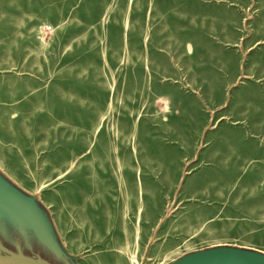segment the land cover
Masks as SVG:
<instances>
[{
    "label": "rangeland",
    "instance_id": "1",
    "mask_svg": "<svg viewBox=\"0 0 264 264\" xmlns=\"http://www.w3.org/2000/svg\"><path fill=\"white\" fill-rule=\"evenodd\" d=\"M0 174L63 255L0 253L264 257V0H0Z\"/></svg>",
    "mask_w": 264,
    "mask_h": 264
},
{
    "label": "crops",
    "instance_id": "2",
    "mask_svg": "<svg viewBox=\"0 0 264 264\" xmlns=\"http://www.w3.org/2000/svg\"><path fill=\"white\" fill-rule=\"evenodd\" d=\"M43 208V207H42ZM44 209V208H43ZM9 232L21 235L32 233L36 240L53 256L54 260L62 257L58 244V235L51 221L31 199L20 190L14 188L0 174V234ZM16 256H27L21 252L0 253ZM68 256H70L67 253ZM34 258V257H33ZM40 259V258H37ZM45 260V259H41ZM53 264L50 260H45Z\"/></svg>",
    "mask_w": 264,
    "mask_h": 264
},
{
    "label": "water",
    "instance_id": "3",
    "mask_svg": "<svg viewBox=\"0 0 264 264\" xmlns=\"http://www.w3.org/2000/svg\"><path fill=\"white\" fill-rule=\"evenodd\" d=\"M0 264H52L45 260L0 254ZM188 264H264V257L250 253H216L199 261H190Z\"/></svg>",
    "mask_w": 264,
    "mask_h": 264
}]
</instances>
